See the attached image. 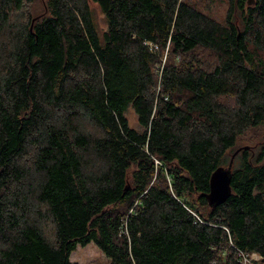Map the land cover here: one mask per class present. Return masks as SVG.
<instances>
[{
	"label": "trees",
	"instance_id": "obj_1",
	"mask_svg": "<svg viewBox=\"0 0 264 264\" xmlns=\"http://www.w3.org/2000/svg\"><path fill=\"white\" fill-rule=\"evenodd\" d=\"M228 1L0 0V264L264 259V0Z\"/></svg>",
	"mask_w": 264,
	"mask_h": 264
},
{
	"label": "rangeland",
	"instance_id": "obj_2",
	"mask_svg": "<svg viewBox=\"0 0 264 264\" xmlns=\"http://www.w3.org/2000/svg\"><path fill=\"white\" fill-rule=\"evenodd\" d=\"M200 5V10L210 17L215 18L219 21H224L229 7L228 0H193ZM46 0H35V3L31 5V12L38 13L45 9ZM253 3V1H252ZM251 3V4H252ZM94 9L95 17L97 20V25L101 32L106 30L107 25L104 19V15L100 8L92 3ZM130 125L135 128H140L138 123V116L132 107H129L127 111ZM258 139V136L254 134H249L245 139L240 141V147L242 145L246 146L248 142H254ZM239 148V147H238ZM48 235H52V229L48 228ZM251 255L248 257V264H264V259L262 255L256 251L250 252ZM240 257V256H239ZM71 261L73 264H110V258L105 255V253L95 244V242H90L86 246L78 245L77 249L73 251L71 255ZM244 264V260L240 262Z\"/></svg>",
	"mask_w": 264,
	"mask_h": 264
},
{
	"label": "water",
	"instance_id": "obj_3",
	"mask_svg": "<svg viewBox=\"0 0 264 264\" xmlns=\"http://www.w3.org/2000/svg\"><path fill=\"white\" fill-rule=\"evenodd\" d=\"M253 0H250L249 3H252ZM249 146H241L236 149L233 153L231 161L227 167L220 166L212 174L210 180V192L204 194L208 199L209 204L219 205L227 201L232 192L231 185V175L232 168L234 165V159L236 155L243 149H247Z\"/></svg>",
	"mask_w": 264,
	"mask_h": 264
},
{
	"label": "built area",
	"instance_id": "obj_4",
	"mask_svg": "<svg viewBox=\"0 0 264 264\" xmlns=\"http://www.w3.org/2000/svg\"><path fill=\"white\" fill-rule=\"evenodd\" d=\"M194 215H196L197 217H198V219L200 220V221H202L203 222V220L196 214V213H194ZM251 255V253L250 252H245V251H239V258H240V261H242V260H244V264H248V262H247V259H248V257ZM262 257V256H261ZM263 258V257H262Z\"/></svg>",
	"mask_w": 264,
	"mask_h": 264
}]
</instances>
